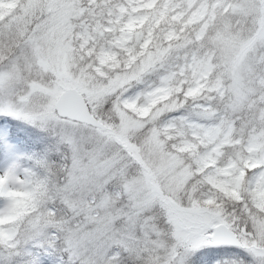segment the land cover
Returning <instances> with one entry per match:
<instances>
[{
	"label": "snow or ice",
	"instance_id": "snow-or-ice-1",
	"mask_svg": "<svg viewBox=\"0 0 264 264\" xmlns=\"http://www.w3.org/2000/svg\"><path fill=\"white\" fill-rule=\"evenodd\" d=\"M0 264H264V0H0Z\"/></svg>",
	"mask_w": 264,
	"mask_h": 264
}]
</instances>
